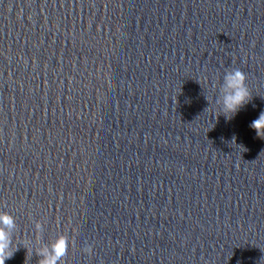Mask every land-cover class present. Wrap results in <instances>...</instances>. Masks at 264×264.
I'll list each match as a JSON object with an SVG mask.
<instances>
[{"label":"clouds","instance_id":"9594fccd","mask_svg":"<svg viewBox=\"0 0 264 264\" xmlns=\"http://www.w3.org/2000/svg\"><path fill=\"white\" fill-rule=\"evenodd\" d=\"M246 80V73L239 68L226 70L224 73L216 103L221 106V115L228 120L252 99ZM206 99L208 101L207 97ZM250 127L255 130L257 137L264 139V111H261L259 117L251 122ZM232 142H235V137ZM34 228L37 234L43 231V225L39 221L34 223ZM16 231L15 218L7 212H0V264H5V261L11 259L18 250V247L15 250L12 248L13 234ZM69 246V239L63 234L50 244H43L36 249V255L40 258L38 264H63ZM84 251L91 254V245H86Z\"/></svg>","mask_w":264,"mask_h":264}]
</instances>
